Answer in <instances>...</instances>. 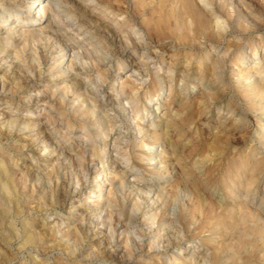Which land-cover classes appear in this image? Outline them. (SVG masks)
<instances>
[{
    "label": "rangeland",
    "instance_id": "1",
    "mask_svg": "<svg viewBox=\"0 0 264 264\" xmlns=\"http://www.w3.org/2000/svg\"><path fill=\"white\" fill-rule=\"evenodd\" d=\"M125 1L122 0L121 5L127 8V13L122 15L131 18L132 22H140L142 19H149L153 16H161L163 21L166 18L167 0L146 3L144 12L139 11L142 0ZM244 1L252 7L257 17V27L248 32H242L240 26L242 21H238V26L231 21V29L224 34L223 40L218 43L210 41L212 45L209 41H205L202 48L204 51L201 49L196 58H192L194 50L187 42L179 38V30L174 25L164 27L159 33L151 30L148 36L145 34L142 38V44H129L125 48L123 44H118L115 40L108 38L105 28H99V38L103 44L99 45L98 50L105 54L104 62L112 64L108 73V83L116 87L115 78H124L131 74L133 61H138L141 53L146 51L145 53L150 57L146 70L143 72L145 82L152 81L162 85L163 80L166 84L172 83L174 88L170 92L164 88L160 95L163 102L161 101L158 109L151 107L148 100L140 108L142 120L146 121L151 131H156L160 136L155 137L145 132L142 154L134 155L133 153L141 138L135 136L138 132L131 126L133 119L124 117L122 109L117 106L116 98L119 95H114L109 100H101L99 94L97 95L98 90L89 94L91 97H96L98 113L105 115L102 122H98L94 117H82L80 110H77L78 105L82 104L83 93L88 92L83 86L87 88L91 86L88 84L86 75H94L96 70L84 72L80 69L76 78L65 81L66 83L71 82L70 90L73 96L79 95V101L68 95L62 101L57 100L58 103H54L53 109L50 110L49 107L46 109L49 113L63 112L64 120H68L69 124L73 125L74 131L69 133V139L64 143L66 147L89 148L91 145L107 147L106 155H101L89 164L88 151L82 152L80 156L82 160L79 158L68 162L66 157L54 160L51 155H44L48 152V148L41 150L38 147V141L34 139L38 129L17 130L19 126H16L9 134L5 135L0 132V162L3 165V171L0 169V176L3 177L1 182L8 180L6 194L12 201L6 205L8 203L6 194L4 191L0 193V264H24L25 260L28 264H32L30 254H34L37 250L43 259L49 252L54 250L60 252L65 248L69 242L64 239L61 243L60 238L50 232V228L57 219L72 224L75 218L84 216L85 212L90 209V202L84 203L81 198L86 197L89 200L94 194L92 190L97 185L94 178L97 179L99 176L98 165L100 163H103L105 171L103 174L107 172L111 175L120 173L123 160H126L124 167L126 165L134 167L145 181V184L140 185L143 189L147 188V185L154 180L153 178L164 177L165 171L152 170V161L147 160L150 152L156 149L157 152L161 150L164 152L163 161L166 163L167 175L165 176L167 179L163 182L168 195L161 200V203L151 202L149 204L144 196L138 194L133 184L132 177L136 173L125 174L128 177L124 180L125 194L130 196L131 200L139 198L144 203L142 211L150 208L152 213H159L164 222H167L168 211L175 200L179 210L180 227L185 233L186 240L184 242L172 240L171 247L163 252L152 250L149 252L151 254L149 257L155 259L159 255L162 257L160 259L162 264H166L171 261V254L173 255L177 248L182 247V251L183 249L188 250L184 253L180 250L179 254H184V259L189 264H208L198 254L201 250V247L197 246L200 245V240L197 237L194 238L198 236L204 243L213 237L219 241L214 258L215 264H264V236L258 230L259 222L249 214L238 210L236 204L227 200L228 195L224 194L229 187L228 183L235 185L241 181L240 179H246L253 161H257L256 173L253 175L258 178L257 196L261 192L260 186L264 185V142L260 141V133L264 127V111L257 108L258 103L249 104V98L242 95L240 90H236V81L230 77L229 70L236 53L256 46L259 54L264 45V0ZM28 3H30L29 0H0L1 17L9 13L14 16L13 20L7 21L5 28L0 29V45L8 44L11 48L17 45L16 48L22 49L20 56L25 59L20 72L10 65L9 59L0 61V80L4 79L6 88L5 91L0 89V109L10 110V114L17 106H20L19 109H28L27 105L32 104L19 101L21 97L25 95L27 97L29 93L39 89H53L67 74L63 70L67 59L64 52L68 48H63L61 45L72 41L69 39L70 30L65 31L63 24L56 25V32L61 36H55L49 28L55 25L52 17L39 18L34 6L26 10ZM78 3V7L74 6L75 11L84 18L80 4L87 5L89 9L91 5L83 0H78ZM86 11L90 13L89 10ZM72 27L74 28L75 25ZM45 32L48 33L47 36ZM88 36L86 34L84 37L86 40L75 43V46L87 48L88 45L85 43L94 40ZM14 40L19 42H13ZM226 44H230V47L224 64V72L221 78L210 79V86L213 88L206 89L203 86L210 77V73L204 68L209 65L207 50L211 46L214 52L220 54L225 50ZM1 54L4 52L1 51ZM212 56L213 54L210 55ZM199 57L203 58L200 70L204 79L201 81L203 83L201 86L198 85L200 81L195 77L199 70ZM257 59L259 58L250 59L248 63L251 62L250 65H252ZM41 60H45L43 64ZM75 60L79 63L77 58ZM53 62H56L57 68L49 69L48 65ZM117 63L122 67V72L117 73ZM159 64L164 67L168 65L169 69L159 67ZM262 64L264 70V61ZM158 70L161 71L163 79L158 77ZM171 70L172 74H170ZM56 74L60 76L56 77ZM223 79L227 80L223 81ZM192 82L196 84L192 85ZM31 84L35 87L32 91L28 88ZM206 91L209 92L206 93ZM49 95L48 93L47 96ZM210 96L212 98H209ZM141 101L142 99H139L135 103L140 105ZM128 106L126 105L131 110L132 108ZM111 111H115V117H111ZM16 115L19 116V114H13V116ZM237 119H239L238 124ZM225 120L229 121L227 125L224 123ZM52 131L54 132L53 138L58 137L56 133L58 131L55 129ZM164 133L169 135L172 144L163 138ZM82 135H87L86 139L82 138ZM162 139L164 144H161ZM114 141L118 142L114 144ZM149 142H152L151 146ZM112 143L118 152H116L118 163L115 165L109 162L104 163L105 157L110 153L108 148L113 145ZM45 157L47 159H44ZM84 162L88 165V168L86 167L87 179H83L80 174V171L82 173L84 170L82 166ZM39 171L41 173L37 174ZM76 179L81 182L80 193L71 198L70 192ZM107 186L110 185L105 184L103 192L108 188ZM18 200L20 203L12 207ZM13 219L16 221L14 227L12 226ZM87 225L76 227L73 230V234L78 235L80 239L77 243L78 250L72 257L74 264H115L108 255V247L103 241H99V237L92 234L94 226L90 231L87 230ZM88 252H91V256L86 255ZM49 259L52 258L49 257ZM60 259V255H57L52 264H60L58 263Z\"/></svg>",
    "mask_w": 264,
    "mask_h": 264
},
{
    "label": "bare ground",
    "instance_id": "2",
    "mask_svg": "<svg viewBox=\"0 0 264 264\" xmlns=\"http://www.w3.org/2000/svg\"><path fill=\"white\" fill-rule=\"evenodd\" d=\"M142 1L143 2L140 4V10H139L140 12H144L146 10V3H154L155 1H160V0H142ZM29 2L30 3H28V6L26 5L27 11L30 9V7L34 6L33 8L36 10L39 18H45L50 16L52 17V20L55 23V25L53 26L51 25L50 27L49 26L48 27L50 28L51 33L53 32L55 36L58 37L61 36V34L56 32V28H57L56 25L60 26L61 24H63V26L65 27L64 28L65 31L68 32L70 30L71 34L69 35V39H71L72 41L69 43L64 42V44L61 45V47L63 48H68L67 51L64 52V55L67 56V59L65 61V68L63 70V72L67 74H65L64 77L61 78L62 80L55 88L47 89L44 88L43 86L44 89H39L33 93H29L27 97H25L26 95L21 97L19 101L32 103L31 105H27L29 106L28 109L26 108L19 109L20 106H17L13 110V112H11L12 114L9 113L10 110L5 111L0 109V119H3L4 117L8 118L7 120L3 119L2 121H0V132H3L5 135L9 134L16 126H19L17 130H21L25 128H31V130L38 129L39 131L36 132L37 135L35 136L34 139L38 141V147L41 148V150L48 148L47 150L48 152H46L44 155L49 154L52 157H54V160H58L59 158L66 157L68 159V162L72 161V159L78 160L80 156L86 151H88L87 156H89L88 164L92 163L94 159L100 157L101 155H106L107 153L106 152L107 147L102 148L100 146H95V145H91L89 146V148L78 147V146L77 147L73 146L72 148L66 147L64 143L68 141L69 133L74 131L73 125L69 124L68 120H64L63 112H56V114L52 112L49 113L46 109V107H49L50 110L53 109L54 103L57 102V100L62 101L65 98H67L68 95L72 96V99L79 101V95L73 96V93L70 90V85H72L70 84L71 82L66 83L65 81L76 78V74H78L80 69H83L84 72L90 70H96V72L94 73V75H89V74L86 75L88 76L87 77L88 84H90L91 86H89L88 88L86 86H83V88L85 87L86 91L88 92L83 93L82 104L78 105L77 110H80L82 117L84 116H88L89 118L94 117L98 122H102L103 119L105 118V115L98 113L96 109L98 105L97 100L95 99L96 97L95 98L91 97L89 96V94L94 93L92 92L94 90H98L97 95L99 94V98H101V100L102 99L109 100L112 98V96L119 95L116 98L118 104L117 106H120V109H122V112L124 113V117L133 119V121L131 122V126L134 129H136V132H138V134L135 136H140L141 138L137 142L138 143L137 148L134 149L133 152L134 155L142 154L141 150L143 148V137L145 132H148L152 136L154 135L155 137H160L158 136L156 131H151L148 128V124L146 123V121L142 120V115L140 112L141 106H143L144 105L143 103L148 100V103L151 105V107H154L155 110L158 109L162 101V97L160 95L161 92H163L164 88H167L169 92L172 89H174L172 83L166 84V82L164 83L163 80H162V85L156 82L154 83L152 81L145 82L146 78H144L143 72L146 70L147 67L146 65L147 62H149L148 59L150 57L147 56V54L145 53L146 51L141 53L138 61L137 60L133 61L134 63L132 66L131 74L126 75L124 78H118V77L115 78L117 84L116 87H114L112 83L110 82L108 83V73L112 67V64L108 63L107 61L104 62V60L106 59L105 54H103L101 50H98L99 45L103 44L102 41L100 40L101 38H99L100 27L106 29L108 38L110 37V39L115 40L118 44H123L125 48L129 44H134V45L138 43L142 44L141 42L142 38L144 37L145 34L148 36L151 30L159 33L164 27L174 25L179 30V38L183 39L184 42H187V44L194 50L192 54V58L198 57L197 55L204 47L205 41H209L211 45L213 43H218L222 41L224 34L227 31H230L231 29L230 28L231 21H234L237 25L238 21L241 20L242 23L240 24V26L242 28L241 30L242 32H248L257 27V21H256L257 17L252 7H250V5L246 3L244 0H167L166 9H165L166 18L164 21L161 16H153L149 19H142L140 22H132L131 18L127 17L126 15H122L127 13V8L121 5L122 0H83V2L90 3L91 5L89 9L87 5L80 4L81 5L80 9L82 8V13L84 15V18L81 15H78L77 12L75 11L74 6L78 7L79 4L78 0H29ZM86 10H89L90 13H88ZM1 14H2V9H0V29L5 28L6 24L8 23L7 21H9L10 19L11 20L14 19L12 13H9V15H6L3 18L1 17L2 16ZM93 14H95V16H93ZM73 25H75L74 28L72 27ZM11 27L12 26H10V28ZM19 33L21 34L22 32ZM86 34L89 35L88 38L94 39L85 43V45H88L87 48H83L82 46H78V47L75 46V43H79L80 41L86 40V38H84ZM47 35L48 33L45 34V36ZM210 41H213V43ZM13 42L18 43L19 41L14 40ZM16 46L17 45L11 48V46L9 47L8 44L0 45V58H1L0 61L2 60L7 61V59H9L10 65L15 67L16 71L20 72L21 71L20 68H22V66L24 65L25 59L20 56L22 53V49L20 47L16 48ZM229 47L230 44H226L225 50L220 54H217L216 51L214 52V49H212L211 46L208 48L207 59H209V65L208 67H204V68L208 71V73H210V77L209 80L206 81V84H204L203 86L206 89L213 88L210 86V79L221 78V75L224 72V64L226 61ZM76 48H78V50ZM1 51H3L4 54H1ZM212 54L213 56L210 57V55ZM234 56L235 57L233 58V63L231 65L232 67H230L229 70L231 72L230 77H232L233 80L236 81L235 84L236 90H240L242 95L249 98V104L258 103L257 108L261 111H264V70L262 69L263 68L262 61H264V45H262V50L259 54L257 47L251 46L246 50L236 53V55ZM76 58L78 59L79 63H77V61L75 60ZM254 58H259V59L254 60L253 64L250 65L251 62L248 63V61ZM202 59L201 57H199V65H198L199 70L196 73L197 75L195 74L196 75L195 77L200 81V84H198L200 86L203 84L201 83V81L204 79L203 73L200 70L202 66L201 64ZM43 61L41 60L42 64ZM116 66H117V73L122 72V67L120 66V64L117 63ZM159 67L169 69L168 65L164 67L161 64H159ZM48 68L56 69L57 68L56 62L49 64ZM172 70L170 71V74H172ZM166 72L169 71L166 70ZM183 73L184 71L182 72V74ZM73 75L74 77H72ZM157 75L159 78L163 79L160 70H158ZM59 76H60L59 74H56V77ZM224 80L227 79H223V81ZM193 84L196 83L192 82V85ZM103 86L105 87L103 88ZM28 88H30L31 91L35 89V87L32 84L29 85ZM0 89L3 91L6 90L4 79L0 80ZM8 90L9 89H7V91ZM208 92L209 91H206V93ZM48 93L50 94L49 96H47ZM57 95L58 97H56ZM209 98H212V96H210ZM139 99H142L141 101L142 104L140 105L135 103ZM132 103H135V105L134 104L131 105ZM126 105H129L132 109L129 110L126 107ZM39 107L41 108L39 109ZM8 108H10L9 105ZM114 112L111 111L110 114L111 117L116 116ZM154 113L157 112L154 111ZM13 114H19V116L17 115L13 116ZM28 118H32V119H28ZM45 125H48V127H45ZM62 125L64 127H62ZM52 129L58 131L56 132L58 133V137L53 138L54 132L52 131ZM81 137L86 139L87 135L84 136L82 135ZM163 138H166V140L170 144H172V140L170 141L169 135L167 133H164ZM260 141L264 142V127L260 133ZM116 142L118 141H114V144ZM114 144L108 148L110 153L107 155V157H105L106 159L104 163L109 162L112 163L113 165L118 163L117 162L118 159L116 155L117 149L114 146ZM151 144L152 142H149L150 146ZM161 144H164L163 139L161 140ZM163 154L164 152H162V150L160 152H157L156 149V151H151L150 155L147 156V160L155 161V163H152L153 164V166L151 167L152 170L165 171L163 175L164 177H161L159 179H157V177L153 178L154 180L151 183H149V185H147V188L144 189L146 191L148 188L152 187L153 185H155V187L157 188L155 197L152 200L153 203L154 202L161 203V200L168 195V191L164 186L165 183L163 182L165 179H167L165 176L167 175V168H166V163L163 161ZM44 159H47V157H45ZM80 159L82 160V158ZM125 162L126 160H123V164L121 165V170L124 168ZM82 166L84 167L83 168L84 170L81 168L83 171L82 173L80 171V174H82L83 179H87L86 167L88 165L87 163H85ZM2 168L3 165L0 162L1 171H3ZM44 168L45 167H43V169ZM255 169H257V161H253V163L250 165V171L246 179L244 178L240 179L241 181H238L239 183L237 182V184L235 185H232V183H228L229 187L228 189L225 190L224 194L228 195L227 200L236 204L238 210L246 214H249L250 216H252V218H254L257 222H259L260 226L258 230L261 233H263L264 236V185L260 186L261 192L259 196H257V189L259 185L257 183L258 182L257 176H253L256 173ZM98 171H97L99 173L98 178L97 179L94 178V180L97 183L96 187L92 190L94 194L90 196L89 200L86 197H82L81 199L84 203H87V201L90 202L89 208H95L96 206H99L100 213L102 214L97 215L95 219L90 218V222L87 225V230L91 231L94 226L95 229L94 231H92V234L95 235L96 237H99L100 238L99 241H103L104 245L108 247L107 251L109 254L108 253L107 254L115 264H162L163 263L162 261L157 259H151L149 257V255H151L149 252L152 251L150 250L152 248V242L156 240V236L158 235V231H155L157 229H152L151 231L146 232L145 243L142 245H137L134 248V250L131 252L124 246L122 242L119 241V239L117 240L116 244L109 246V241L106 239V229L102 228L100 224L101 222L107 220V214L104 213L105 203L106 200L110 198L113 188L116 185L120 184L121 182L120 179H117L120 173H115L110 175L106 172L107 174L106 173L103 174L105 172L103 169V163H100L98 165ZM40 173L41 172L39 171L37 174ZM2 180L3 177L0 176V182ZM76 183L81 185V182L78 179H76ZM107 183L110 186L109 187L107 186L108 188H106L105 191L103 192L102 189L104 185ZM7 187H8V180L1 182L0 193L2 194L4 191V193L6 194ZM70 193H71L70 197L72 198L78 195L80 192L79 190L77 191L75 189V185H74ZM73 193H75V195H72ZM138 194L140 195V192H138ZM5 197L8 202L6 205H9V203H11L12 201L10 197L7 196V194L5 195ZM19 203H20L19 200L16 201L14 203L15 205H12V207L13 206L15 207ZM60 221L61 220L57 219L55 221V224H57L58 226ZM125 227L126 225L121 224V228H125ZM57 231L60 233L58 237L60 238L61 241L68 236V233L64 228H59V227H57L56 229H53V227L50 228V232L54 236H56ZM117 231L119 232L120 229H118ZM195 237H197L198 240H200L199 241L200 245L199 244L197 245L201 247V250L198 251L200 258L203 261L207 262L208 264H215L214 258L216 255V249L219 245V241L213 237L211 240L209 239L207 243H204L203 240L200 239V237L194 236V238ZM73 238L76 239L77 242L75 244L74 243L71 244L70 247L74 250V252H76L78 250L77 243L78 240L80 239L78 235H74V234H73ZM156 243L159 246L160 241H156ZM181 248L182 247L177 248L176 252L173 255L171 254L172 264H189L187 261H185L184 254H179ZM187 250L188 249H183V251L182 250L181 251L184 253ZM86 255L91 256V252H88ZM166 264H169V261Z\"/></svg>",
    "mask_w": 264,
    "mask_h": 264
},
{
    "label": "clouds",
    "instance_id": "3",
    "mask_svg": "<svg viewBox=\"0 0 264 264\" xmlns=\"http://www.w3.org/2000/svg\"><path fill=\"white\" fill-rule=\"evenodd\" d=\"M224 123L227 124L228 121L225 120ZM236 123H239V119L236 120ZM152 163H155V161H152ZM126 173H136V175L132 177L133 184L137 188V191L147 198L149 204H151L157 191L155 185L148 188L146 191L140 187V185L145 184V181L134 167L126 165L121 170L120 175L117 177L121 182L113 188L110 198H108L105 203L104 213L107 214V220L100 224L102 228L106 229V239L109 241V246L116 244L119 239V241L131 252L137 245L145 243L146 232L152 229H157L158 235L156 236V240L152 242V248L150 250L163 252L168 247H171L172 240L184 242L186 236L183 229L180 227L179 210L176 207V201H173L172 207L168 211L167 222L161 220L159 213H152L150 208L146 211H142L144 209V203L139 198L131 200V197L125 194L124 180L128 178L125 175ZM79 188L80 185L75 183V189L78 191ZM72 195H75V193ZM130 200L131 203L129 204ZM101 214L99 206H96L95 208L88 209L84 216L75 218L72 224H68L64 220H61L58 226L54 223L52 225L53 229L59 227L66 230L68 236L65 237V240L69 243L65 245L62 251H51L43 259L37 250L34 254H30L32 264H52V261L57 255H60V264H74L72 260L74 250L69 246V244L77 242L76 239L73 238L74 228L88 224L90 218L95 219L97 215ZM15 223L16 221L13 219V227ZM121 224L126 225V227L121 228ZM118 229H120L119 232L117 231ZM59 235L60 233L57 231L56 236ZM156 241H160L159 246ZM63 242L62 240L61 243ZM80 243L82 244V241H80ZM194 243L195 242H193V244ZM21 250L23 251V247ZM49 257L52 259H49ZM164 258L166 259V257ZM155 259L160 260L162 257L157 255ZM24 264H28V261L25 260ZM169 264H172V262L169 261Z\"/></svg>",
    "mask_w": 264,
    "mask_h": 264
}]
</instances>
